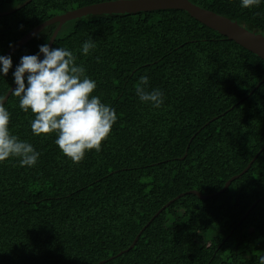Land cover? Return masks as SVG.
<instances>
[{
  "label": "trees",
  "instance_id": "16d2710c",
  "mask_svg": "<svg viewBox=\"0 0 264 264\" xmlns=\"http://www.w3.org/2000/svg\"><path fill=\"white\" fill-rule=\"evenodd\" d=\"M26 1L0 0V13ZM105 1L112 0H32L0 17V55L52 17ZM189 1L264 38V3L244 9L240 0ZM55 28L10 55L0 101L20 57L36 54ZM88 39L96 47L84 56ZM52 47L73 52L97 82L92 95L115 109L117 121L99 153L89 150L73 164L55 134L32 135L34 116L9 96L10 132L40 157L32 168L18 158L0 163V264H258L264 60L182 10L81 16L62 26ZM145 75L148 91L164 93L159 109L135 94Z\"/></svg>",
  "mask_w": 264,
  "mask_h": 264
},
{
  "label": "clouds",
  "instance_id": "9594fccd",
  "mask_svg": "<svg viewBox=\"0 0 264 264\" xmlns=\"http://www.w3.org/2000/svg\"><path fill=\"white\" fill-rule=\"evenodd\" d=\"M262 3L264 0H240L244 9ZM95 47V41L88 39L81 44L80 52L88 56ZM76 60L67 48L41 44L36 54L20 57L12 71L15 87L10 89L11 95L19 98L20 110L34 116L30 121L32 135L46 139L48 134H55L54 143L73 164L84 160L89 150L99 153L102 141L107 140L117 121L115 109L103 103L100 96L92 95L97 82ZM12 68L11 56L0 55V76H7ZM148 85L149 77L141 76L135 86L136 96L154 109L161 108L164 93L158 88L148 91ZM9 122L10 113L0 101V163L18 158L20 167H35L40 153L13 135ZM258 264H264V254L259 256Z\"/></svg>",
  "mask_w": 264,
  "mask_h": 264
},
{
  "label": "water",
  "instance_id": "95a60500",
  "mask_svg": "<svg viewBox=\"0 0 264 264\" xmlns=\"http://www.w3.org/2000/svg\"><path fill=\"white\" fill-rule=\"evenodd\" d=\"M31 1L32 0H27L23 5H21L20 7L14 10L0 13V17L7 16L9 14L16 12L18 9L24 7L26 4H28ZM158 10L186 11L187 13L190 14L191 17H193L202 25L206 26L207 28H210L219 35L225 37L227 40L236 43L245 50L251 52L252 54L258 56L260 59L264 60V38L262 36L247 31L240 23H237L228 18L215 14L211 11L202 9L192 4L189 0H112V1H105L101 3L85 6L79 9H75L66 13L56 15L51 19L41 23L40 25L33 28L31 31L26 33L17 43H15L11 48H9L3 55L4 56L12 55L18 48L25 45L34 37H36V34H40L43 30L47 29L51 25H56V28L53 31L48 42L49 46L52 47L54 40L58 35L62 26L66 22L81 16H85L89 14L100 15L105 13L108 14V13L150 12V11H158ZM262 82H264V79L262 80ZM258 86L259 84L256 86V88ZM14 87L15 85L13 83L10 89ZM10 89L7 91V93L1 100L3 104L7 102L9 96L11 95ZM263 150L264 147L260 150V152ZM256 157L257 155L251 160L248 166L239 175L234 176L230 180H228L225 183L224 187L214 195H218L226 191L232 181L238 179L240 176L245 174L246 171L250 168L251 164L256 159ZM188 193L194 194L198 198L203 200L210 199L214 196V195L203 196L196 191H190ZM182 196L183 195L181 194L176 198H174L173 200H171L170 202H173ZM166 206H164L163 208H165ZM143 229L137 234L130 248L134 247ZM120 254L121 253H119V255ZM103 263L104 261L98 264H103Z\"/></svg>",
  "mask_w": 264,
  "mask_h": 264
}]
</instances>
